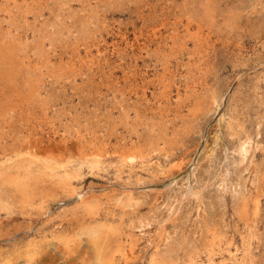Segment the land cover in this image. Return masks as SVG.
<instances>
[{
    "label": "rangeland",
    "instance_id": "rangeland-1",
    "mask_svg": "<svg viewBox=\"0 0 264 264\" xmlns=\"http://www.w3.org/2000/svg\"><path fill=\"white\" fill-rule=\"evenodd\" d=\"M16 1L18 7L14 0L0 4L21 41L18 53L35 61L39 53L42 63L51 57V74L35 76L39 102L19 111L14 126L1 127L0 152L9 144L19 148L30 133L36 150L72 156L78 167L82 139L86 155L95 154L88 160H101L82 164L74 180L81 199L47 181L26 211H0V255H12V264H122L126 258L125 264H149L152 258L182 264L216 225L223 231L216 252L202 254L197 264H233V256L240 259L247 248L264 264V0ZM76 48L81 57L73 67L69 57ZM165 90L171 92V104L161 110L167 118L157 114ZM215 98L223 103V120L212 105ZM181 103L187 114L190 105L202 106L190 118L175 119ZM167 131L171 141L159 145ZM124 143L140 151L133 163L115 150ZM189 185L193 191L186 196ZM256 195L259 210L246 225L239 205L245 199L253 210ZM85 203L99 211L98 222L108 224L112 246L120 244L114 262L98 263L105 240L97 246L82 232L89 217Z\"/></svg>",
    "mask_w": 264,
    "mask_h": 264
},
{
    "label": "bare ground",
    "instance_id": "bare-ground-1",
    "mask_svg": "<svg viewBox=\"0 0 264 264\" xmlns=\"http://www.w3.org/2000/svg\"><path fill=\"white\" fill-rule=\"evenodd\" d=\"M12 1V0H10ZM26 0H24L25 2ZM32 1V0H31ZM14 2H16V6L17 5V1L14 0ZM260 2V1H259ZM29 3V2H28ZM4 4V3H2ZM252 4V3H251ZM20 5V4H19ZM5 6V5H4ZM6 9V7H5ZM9 9V8H8ZM165 10V9H164ZM170 10V9H169ZM2 11H3V7L0 4V129L5 123H9V125L12 127L14 126V121H16V115L18 114L19 111L23 110L26 111L28 110V106L32 103L33 107L34 104L36 103V98L38 97L39 92H41L42 90L39 91V79L37 81V78L35 77L37 74H40L42 76H44L46 73H50V62L51 61V57L46 56L45 62L42 63L40 61L41 56H39L38 53V58L35 61V59H33V57L30 54H26L25 55H19L18 53V48H19V44L21 43L19 36L16 32H14V28H13V23L10 22L9 20L3 19V15H2ZM6 11V10H4ZM253 11V10H252ZM14 12V11H13ZM210 12V11H209ZM15 13V12H14ZM10 14V13H9ZM168 14V13H167ZM7 16V14H6ZM13 16V15H12ZM224 16V15H223ZM234 17V16H233ZM6 21L9 23V29H5L3 27V22ZM96 21V20H95ZM228 21V20H227ZM215 22V21H214ZM223 22V21H222ZM186 24V23H185ZM223 25V24H222ZM141 26V25H140ZM11 27V28H10ZM6 28V27H5ZM223 30V29H222ZM89 34V33H88ZM139 34V33H138ZM158 34L157 30H155L154 32V36H156ZM140 36V35H139ZM171 37V36H170ZM194 37V36H193ZM203 36L199 37L202 39ZM197 38V36H196ZM205 37H203L204 39ZM137 39V38H136ZM24 40V39H23ZM154 40V39H153ZM152 40V41H153ZM174 40V39H173ZM84 41V40H83ZM23 42V41H22ZM139 42V41H138ZM229 42V41H228ZM85 43V42H84ZM88 43V42H87ZM227 44V42H226ZM128 45V44H127ZM126 45V46H127ZM133 45V44H132ZM175 45V44H174ZM89 46V45H88ZM117 46V45H116ZM21 47V46H20ZM86 47V46H85ZM115 47V46H114ZM146 48V47H145ZM203 48V47H202ZM25 49V48H24ZM34 49V48H33ZM20 50V49H19ZM121 50V49H120ZM153 50V49H152ZM74 52V54L79 57L77 58L76 56L74 57L73 55L70 58V65H72L73 67L76 66L79 63V59L81 57V54L79 53V48L72 50ZM88 51V50H87ZM100 51V49L98 50ZM90 52V51H89ZM32 53V52H31ZM62 55V51L60 52ZM101 53V52H100ZM109 53V52H108ZM204 53V52H203ZM47 54V53H46ZM72 54V52H71ZM61 55L59 54V56L61 57ZM140 55V54H139ZM35 56V55H34ZM63 56V55H62ZM128 56V55H127ZM45 57V55H44ZM62 58V57H61ZM68 58V59H69ZM64 60V58H62ZM106 59V58H105ZM131 59V58H130ZM136 59V58H135ZM80 62H83V59L80 60ZM85 62V61H84ZM61 63V61H59V64ZM67 63V61H66ZM128 64V63H127ZM110 65V64H109ZM115 65V64H114ZM129 68V67H128ZM141 68V67H140ZM72 69V67H71ZM90 69V68H89ZM92 69V68H91ZM115 69V68H114ZM195 70V69H194ZM54 71V70H53ZM137 71V69H136ZM124 72V71H123ZM146 72V71H145ZM166 72V71H165ZM132 73V71H131ZM51 74V73H50ZM185 74V73H184ZM101 75V74H99ZM137 75V74H136ZM181 75V74H180ZM88 76V75H87ZM138 76V75H137ZM26 78L22 81H24V86L21 85L20 87V80L21 78ZM101 77V76H100ZM115 77V76H114ZM143 77V76H142ZM129 78V77H127ZM159 78V77H157ZM70 79V78H69ZM141 79V77H140ZM143 79V78H142ZM146 79V78H145ZM166 79V74H164L163 78L160 79V83L165 82ZM42 80V79H41ZM138 81V80H137ZM181 81V80H180ZM143 82V81H142ZM155 82V81H154ZM153 82V83H154ZM44 83V82H43ZM139 83V82H138ZM155 84V83H154ZM196 84V83H195ZM120 85V84H119ZM133 85V84H132ZM135 85V84H134ZM133 85V86H134ZM137 85V84H136ZM135 85V86H136ZM144 85V84H143ZM142 85V87H143ZM167 85V84H166ZM165 85V86H166ZM44 86V85H43ZM155 86V85H154ZM126 87V84H125ZM124 87V88H125ZM137 87V86H136ZM149 87V86H148ZM258 87V86H257ZM139 88V87H138ZM135 89L136 90L138 89ZM141 88V87H140ZM168 88V86H167ZM170 88V87H169ZM130 89V88H129ZM133 89V88H131ZM165 89V88H163ZM196 89V88H195ZM74 90V89H73ZM123 91V90H122ZM129 91V90H127ZM166 91V90H165ZM163 92L161 98L159 99L160 101V105H158L160 107V109H155L153 106L154 113L156 114V110H157V114L159 115V113H161L162 116H166L164 118L169 117L168 114H165L163 111V106H167L166 103L171 104V92L170 91H166ZM126 92V91H125ZM134 92V91H133ZM131 92V93H133ZM197 92V91H196ZM66 93V92H65ZM53 94V93H52ZM58 94V93H57ZM87 94V92H86ZM103 94V93H102ZM156 94V93H155ZM154 94V95H155ZM40 95V94H39ZM82 95V94H81ZM126 95V94H125ZM139 95V93H138ZM146 95V89H143V96ZM153 95V96H154ZM161 95V94H160ZM54 96V94H53ZM214 97V96H212ZM93 98V97H92ZM131 98V96H130ZM146 98V97H145ZM145 98H142L143 101ZM155 98V97H154ZM187 99L190 98V96L186 97ZM257 98V97H256ZM45 99V98H44ZM50 99V98H49ZM182 99V97H181ZM39 100V98H38ZM150 100V99H148ZM199 100V98H198ZM224 100V99H223ZM189 101V100H188ZM200 101V100H199ZM213 106L214 109L216 108L217 111V117L220 120H223V103H218L217 99H213ZM39 101H37L38 103ZM137 102V101H136ZM42 103V102H41ZM123 103V102H122ZM138 103V102H137ZM155 103V102H154ZM180 103V102H179ZM156 104V103H155ZM41 106V105H39ZM120 106V105H119ZM156 106V105H154ZM201 104H195V105H190L188 107V114L185 113L183 110H181V108L183 107V104L181 103V105L179 106V110L178 112H176V118L177 119L179 116L182 118L186 117L188 118L189 116H193L197 114L198 109L201 108ZM46 108V107H45ZM173 108V107H170ZM137 109V108H136ZM149 109V108H148ZM178 109V108H176ZM183 109V108H182ZM212 109V108H211ZM140 110V109H139ZM150 110V109H149ZM152 110V108H151ZM171 110V109H170ZM34 111V109H33ZM142 111V110H141ZM148 112V110H146ZM167 111V110H166ZM22 112V111H21ZM151 112V111H150ZM28 113V112H27ZM31 113V112H30ZM33 113V112H32ZM125 113V112H123ZM122 113V114H123ZM202 113V112H201ZM35 114V113H33ZM120 114V113H119ZM136 114L138 116L141 115V112L137 111ZM148 114V113H147ZM24 115V113H23ZM151 115V114H150ZM154 115V114H153ZM205 115V114H204ZM22 117V115H20ZM19 116V117H20ZM125 116V115H124ZM123 116V117H124ZM146 116V115H145ZM161 116V117H162ZM18 117V118H19ZM26 117V115H25ZM31 117V116H30ZM36 117V116H34ZM116 117V116H115ZM155 117V115H154ZM159 117V116H158ZM160 119H163L161 118ZM175 117V115H174ZM179 117V118H180ZM127 119V117H125ZM184 118V119H186ZM190 118V117H189ZM24 119V117H23ZM25 119H28L27 117ZM36 119V118H35ZM152 119H154L152 117ZM159 119V118H158ZM158 119H155L158 120ZM130 120V118H129ZM135 120V119H133ZM137 120V119H136ZM151 120V119H150ZM170 120V118H169ZM190 120V119H189ZM18 121H22L19 120ZM27 121V120H26ZM38 121V120H37ZM47 121V120H46ZM124 121V120H123ZM140 121V120H139ZM160 121V120H159ZM174 121V120H173ZM17 122V121H16ZM25 122V120L23 121ZM31 122V121H30ZM28 122V123H30ZM33 122V121H32ZM31 122V124H32ZM36 122V121H34ZM49 122V121H48ZM111 122V121H110ZM116 122V121H115ZM136 122V121H135ZM149 122V121H148ZM22 123V122H21ZM27 123V124H28ZM50 123V122H49ZM102 123V122H101ZM105 123V122H104ZM123 123V122H122ZM126 123V122H125ZM131 123V120H130ZM141 123V122H140ZM143 123V122H142ZM156 123V122H155ZM158 123V122H157ZM166 123V122H165ZM170 123V122H169ZM243 123V122H242ZM25 124V123H23ZM163 124V123H161ZM34 125V124H33ZM157 126V124H154ZM160 125V123H159ZM167 125V123H166ZM170 124H168L169 126ZM9 126V128H10ZM16 126V125H15ZM21 126V124H20ZM128 126V125H127ZM126 126V127H127ZM167 126V127H168ZM19 127V126H18ZM17 127V128H18ZM34 127V126H31ZM36 127V126H35ZM73 127V126H72ZM90 127V125H89ZM116 127V126H114ZM130 127V126H129ZM132 127V126H131ZM146 127V126H145ZM155 127V126H154ZM158 127V126H157ZM160 127V126H159ZM164 127V126H163ZM170 127V126H169ZM28 128V127H26ZM165 128V127H164ZM187 128V127H186ZM21 129V128H20ZM25 129V127H24ZM22 128V130H24ZM30 129V127H29ZM28 129V130H29ZM34 129V128H33ZM118 129V125L117 128ZM134 129V128H133ZM156 129V127L154 128ZM153 129V130H154ZM159 129V128H157ZM15 130V128L13 129V131ZM19 130V128L17 129ZM21 130V131H22ZM26 130V129H25ZM35 130V129H34ZM75 130V129H74ZM161 130V129H160ZM5 131V130H4ZM7 131V130H6ZM10 131V130H9ZM16 131V130H15ZM14 131V132H15ZM32 131V130H31ZM79 131V130H78ZM77 131V133H78ZM159 131V130H157ZM30 132V131H29ZM34 132V131H33ZM32 132V133H33ZM74 132V131H73ZM72 132V133H73ZM80 132V131H79ZM115 132V130H114ZM154 132V131H153ZM160 132V131H159ZM18 133V132H17ZM37 134V132H35ZM70 133V132H69ZM86 133V132H85ZM84 133V134H85ZM112 133V132H111ZM137 133V132H136ZM1 134L4 136V132H1ZM11 134V132H10ZM79 134V133H78ZM83 134V135H84ZM116 134V133H115ZM120 134V132L118 133ZM116 134V135H118ZM159 134V133H158ZM30 135V133H29ZM29 135H25V142L18 148V146L9 144L8 147H3L2 149V153L0 152V211H8L10 212L11 210L13 211V209H18L20 208L21 211L25 210L28 207H31V205L34 202V199L41 195L43 191V189H41V183H47V181L50 183H57L60 185H63L64 189L66 190H71L70 192H72L74 195L78 196L80 199L83 197L84 193H81L78 191V189L76 188V186L74 185V180L78 177L79 171L82 167V164H92L93 166L95 162L96 166L98 165V163H100L99 158H95L94 160H88V157H92L93 155H95L94 153H91V155H86L85 152V145L82 143V140H80V145L78 146L79 149V159L83 162L81 164V167L76 166L73 163V159L72 156L71 158H63L60 156H55L53 154H45L46 149H42L40 148L39 150H36L35 148V144L33 142L32 136ZM74 135V134H73ZM113 135V134H112ZM122 135V134H120ZM119 135V136H120ZM9 136V135H8ZM12 136V135H11ZM17 136V135H15ZM38 136V135H37ZM36 136V137H37ZM40 136V135H39ZM80 136V135H79ZM106 136V135H105ZM114 136V135H113ZM112 136V137H113ZM118 136V137H119ZM123 136V135H122ZM188 136V135H187ZM14 137V136H12ZM18 137V136H17ZM34 137V136H33ZM42 137V136H40ZM63 137V136H62ZM68 137V136H67ZM168 131L163 133L162 136H160V140H162L161 142H159V145H167V143H169L171 141V138H168ZM171 137V136H170ZM22 138V139H23ZM45 138V137H44ZM105 138V137H104ZM124 138V137H122ZM126 138V137H125ZM129 138V136H128ZM131 138V137H130ZM248 138V137H247ZM8 139V138H7ZM41 139V138H40ZM76 139V138H75ZM87 139V138H86ZM111 139V138H110ZM16 140V139H15ZM44 140V139H43ZM49 140V139H47ZM46 140V141H47ZM64 140V139H63ZM96 140V138H95ZM127 140V139H126ZM134 140V139H133ZM159 140V139H158ZM180 140V139H179ZM178 140V141H179ZM14 141V140H13ZM12 141V143H13ZM21 139L17 138V142H20ZM24 141V140H23ZM41 141V140H40ZM72 141V140H71ZM93 141V140H92ZM103 141V140H102ZM117 141V140H116ZM115 141V142H116ZM129 141V140H128ZM131 141V140H130ZM136 141V140H135ZM133 141V142H135ZM50 142V141H49ZM137 142V141H136ZM38 143V142H37ZM64 143V142H63ZM87 143V142H86ZM92 143V142H91ZM119 142V138H118V142ZM132 143V142H131ZM131 143H124L122 145H115L114 148H117L115 150H117L118 152L121 153V156L123 157V159H125L126 161H130L131 163H133L135 160H137L138 157H140V151L138 148H136L135 144H131ZM142 143V142H141ZM3 144V143H2ZM39 144V143H38ZM45 144V143H44ZM42 144V145H44ZM50 144V143H49ZM53 144V143H52ZM59 144V143H58ZM62 144V143H61ZM138 144V143H137ZM4 145V144H3ZM68 145V144H67ZM141 145V144H140ZM14 146H16L17 148H15ZM45 146V145H44ZM48 146V145H47ZM50 146V145H49ZM55 146V145H54ZM60 145V149L63 148V146ZM148 146V145H147ZM58 147V146H57ZM73 147V146H72ZM88 147V146H87ZM167 147V146H166ZM239 147V146H238ZM39 148V146H38ZM50 148V147H49ZM74 148V147H73ZM72 148V149H73ZM145 148V147H143ZM158 148V147H156ZM52 149V148H50ZM100 149V148H99ZM59 150V149H58ZM101 150V149H100ZM114 150V149H112ZM141 150L142 149V145H141ZM1 151V150H0ZM56 150L54 149V152ZM61 151V150H60ZM116 151V152H117ZM44 152V153H42ZM63 152H65V150L63 149ZM68 152V151H67ZM112 152V151H111ZM115 151H113V153H116ZM56 153V152H55ZM89 153V152H88ZM58 154V153H57ZM169 154V153H166ZM171 154V153H170ZM62 155V154H61ZM97 156V155H96ZM77 157V159H78ZM142 157H144L142 155ZM94 158V157H93ZM92 158V159H93ZM76 160V159H75ZM144 160V159H143ZM261 163V162H260ZM243 164V163H242ZM142 165V164H141ZM91 166V165H90ZM144 166V165H143ZM248 167V166H247ZM220 169V168H219ZM226 170V169H225ZM229 176V175H228ZM172 177V176H171ZM225 178V177H224ZM223 179V178H222ZM171 181V180H170ZM244 181V180H243ZM225 182V179H223V183ZM48 184V183H47ZM257 184V183H256ZM190 186V185H189ZM60 187V186H59ZM254 187V186H253ZM189 188V187H188ZM192 189V186H190L188 193L186 194V196L190 194ZM193 191V189H192ZM256 191V190H255ZM196 192V191H194ZM193 192V193H194ZM264 192V190H263ZM43 194V193H42ZM129 193H127L128 196ZM132 194V193H131ZM197 194V193H196ZM245 194V193H244ZM195 195V194H194ZM193 195V196H194ZM110 196V195H109ZM131 196V195H130ZM133 196V195H132ZM185 196V195H182ZM97 199V197H95ZM134 198V197H133ZM131 199L130 201L135 199ZM186 198V197H185ZM41 199V198H40ZM94 199V198H93ZM109 199V198H108ZM122 199V197L120 198ZM124 199V198H123ZM127 199V198H126ZM183 199V198H182ZM252 199V198H251ZM92 200V199H91ZM90 200V201H91ZM254 201V208L253 210H251L250 204L247 200H242V202L239 205V215L240 218L242 220H244V223L246 225H249L250 223V219L252 218L253 214H257L258 210H259V195H256V197L253 199ZM39 201V200H38ZM89 201V200H87ZM86 201V202H87ZM97 201V200H96ZM95 201V202H96ZM121 201V200H120ZM126 201V200H125ZM124 201V202H125ZM128 201V200H127ZM129 201V203H130ZM141 201V200H140ZM183 201V200H182ZM99 202V201H98ZM112 202V201H111ZM138 202V201H137ZM117 203V201H116ZM128 203V202H127ZM239 203V202H238ZM92 204V201L91 203ZM87 203H85L82 207L83 210L86 212L85 215L89 216L86 217L83 221V228H82V232L83 234H86L88 236L89 239H91V241L93 240L94 244H96L97 246L101 244L102 241L105 240V244L103 246L104 250H101L100 248V253H98V263L102 262L103 263H111L114 262V256L115 253H118L120 249V244H118L116 247L112 246V237L110 236V232L107 231V225L106 223H101L98 222V218H97V214L98 212L95 210L94 206L89 205ZM95 204V203H94ZM121 204V203H120ZM135 204L136 201H135ZM107 205V204H106ZM116 205V204H115ZM123 205V204H122ZM131 205V203L129 204ZM134 205V204H133ZM132 205V207H133ZM33 207V206H32ZM110 207V206H109ZM32 209V208H31ZM98 209V208H96ZM99 210V209H98ZM26 211V210H25ZM24 212V211H23ZM13 213V212H12ZM84 213V212H83ZM238 213V212H237ZM82 214V213H81ZM122 214V213H121ZM131 216V215H130ZM139 216V215H138ZM259 216V215H258ZM107 217V216H106ZM132 219V218H131ZM130 219V220H131ZM100 221V220H99ZM135 221V219H134ZM254 225H256L254 223ZM81 226V225H80ZM112 226V225H111ZM82 227V226H81ZM110 226H108L109 228ZM114 227V226H113ZM134 227V226H133ZM209 227V226H208ZM254 228V227H253ZM114 229V228H112ZM117 229V228H116ZM211 230L209 231L210 234L209 236L205 237L204 241L201 243V245H195L193 246L186 258L183 260L182 264H197L198 262V258H200V256L202 254H208V255H212L215 251V245H216V241L218 239V237L220 235L223 234V231L220 232L218 230V228L216 227H211ZM221 229V228H220ZM250 229V228H249ZM128 230V229H127ZM60 231V230H59ZM80 231V230H79ZM157 231V230H156ZM208 231V230H207ZM81 232V233H82ZM114 232V231H113ZM58 233V232H57ZM116 233V232H115ZM130 233V232H129ZM145 233V232H144ZM158 233V232H156ZM55 234V233H54ZM128 234V233H127ZM131 234V233H130ZM134 234V233H133ZM252 234V233H251ZM43 235V234H42ZM194 235V234H193ZM114 236V234H113ZM65 237V236H64ZM131 237V236H130ZM137 237V236H136ZM170 237V235H169ZM48 238V237H47ZM116 237H114L115 240ZM118 238V237H117ZM160 238V237H159ZM30 239V238H29ZM119 239V238H118ZM106 240H109L108 243H106ZM121 240V239H120ZM201 240V239H200ZM70 241V240H69ZM187 241V240H186ZM126 242V241H125ZM132 242V241H131ZM42 243V242H41ZM112 243V244H111ZM153 243V242H152ZM63 244V243H62ZM195 244V243H194ZM197 244V243H196ZM261 244V243H260ZM125 245V244H124ZM122 245V246H124ZM135 245V244H134ZM134 245L133 247H131L132 249H134ZM67 246V245H65ZM158 246V245H157ZM164 246V245H163ZM186 247V246H185ZM191 247V246H190ZM3 248V247H2ZM22 248V247H21ZM124 248V247H123ZM122 248V249H123ZM177 248V247H176ZM23 249V248H22ZM28 249V248H27ZM44 249V248H43ZM106 249H109V251ZM131 249V250H132ZM220 249V248H219ZM45 250V249H44ZM9 251V250H8ZM124 251V250H123ZM31 252V251H30ZM216 252V251H215ZM16 253V252H15ZM121 253V252H120ZM124 253V252H123ZM126 253V252H125ZM128 253V252H127ZM160 253V252H159ZM232 253V252H231ZM21 254V252H20ZM167 254V253H166ZM5 255V254H4ZM23 255V253H22ZM124 255V254H123ZM134 255V254H132ZM153 255V254H152ZM163 255V254H161ZM165 255V253H164ZM12 256V255H11ZM10 254L8 253V256H3L2 254L0 255V264H10L11 260L13 262V259L10 258L11 257ZM125 256V255H124ZM135 256V255H134ZM19 257V256H18ZM122 257V256H121ZM129 257V255H128ZM155 257V255H154ZM158 257V256H157ZM166 257V256H165ZM169 257V256H168ZM125 258V257H124ZM161 258V256H160ZM171 258V257H170ZM15 259V257H14ZM127 260H129L130 258H126ZM126 259H122V260H126ZM132 259V258H131ZM260 259V258H259ZM126 260V261H127ZM263 260V259H262ZM29 261V260H28ZM125 261V262H126ZM122 263V264H125ZM216 262V261H215ZM225 262V261H224ZM233 264H257V261L255 260V256L253 255V253L250 251V248H247L244 253L243 256L239 258H237V256H233ZM12 264V263H11ZM127 264V263H126ZM149 264H173L171 263L168 259L163 258V259H154L152 258L150 260ZM217 264V263H216Z\"/></svg>",
    "mask_w": 264,
    "mask_h": 264
}]
</instances>
